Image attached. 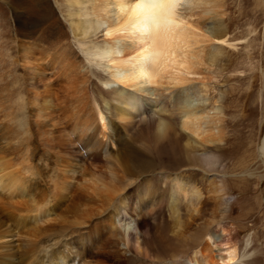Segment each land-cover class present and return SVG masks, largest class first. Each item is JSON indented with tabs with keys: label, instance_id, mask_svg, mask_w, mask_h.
<instances>
[{
	"label": "bare ground",
	"instance_id": "bare-ground-1",
	"mask_svg": "<svg viewBox=\"0 0 264 264\" xmlns=\"http://www.w3.org/2000/svg\"><path fill=\"white\" fill-rule=\"evenodd\" d=\"M135 3L136 0L68 1L75 41L86 47L89 62L107 68L106 76L96 78L104 92L101 103L89 96V82L79 76L80 66L65 56L59 59L62 69L69 72L62 75L65 80L59 70L58 76L49 78L50 82L43 79L41 72L37 73L38 78L36 74L29 80L34 88H59L64 94V106L56 119L60 120L63 113L73 123L72 134L88 150L114 148V157H120L127 176L134 177L130 183H126L125 177L101 185L92 180L89 190L98 195L96 189L100 185L105 207L102 210L108 212L101 228L96 230L101 232L97 240L101 247L94 251L88 246L73 248L71 254L75 257L55 253L59 261L53 264H75L81 256L91 258L83 261H89L87 264H232L239 258V246L219 220L227 213L229 202L226 175L217 172L222 164L217 151L223 156L220 149L225 115L216 106L217 101L210 98V87L228 66L226 62H231L228 54L237 43L222 23L226 16L224 0H191L188 7L183 0L175 6L165 5L164 11L156 13L148 32L143 31L147 13L135 10ZM38 6L43 7L41 3ZM262 6L264 9V0ZM47 7L39 11L42 21L54 13ZM172 7L174 12L169 13ZM99 31L102 44L88 46V36ZM28 55L25 58L29 61L48 57L41 53L36 60L35 55ZM34 94L42 101L38 113L46 114L49 110L47 117L52 116L55 106H47L45 92ZM58 126V122L52 125L53 129ZM153 154L167 155L168 169L173 171L159 172L162 176L157 180L145 175L142 179L143 172L152 167ZM257 156L264 170V142ZM7 171L4 173L0 165V252L9 251L12 239L18 235L14 231L18 226L13 228L12 222L10 228L9 217L4 213L35 211L30 220L40 223L37 226L52 221V206L23 202L25 197L32 201L31 189L21 177ZM76 196L97 204L94 197H85L83 191ZM30 227V231L36 230ZM56 227L37 228L36 235L58 230ZM19 238L22 239L21 234ZM159 251L168 252L170 257L157 255ZM138 255L148 261L142 262ZM245 256L243 250L240 257ZM7 264L20 262L11 259Z\"/></svg>",
	"mask_w": 264,
	"mask_h": 264
},
{
	"label": "rangeland",
	"instance_id": "rangeland-1",
	"mask_svg": "<svg viewBox=\"0 0 264 264\" xmlns=\"http://www.w3.org/2000/svg\"><path fill=\"white\" fill-rule=\"evenodd\" d=\"M68 1L0 0V165L4 173L8 170L21 177L24 185L27 182L33 197L32 201L25 197L23 202L28 205L42 202L52 206V221L47 225L58 227L56 231L46 230L39 236L36 235L37 228H47V225L37 226L40 223L30 220L36 215L35 211L4 213L9 217V226L13 223V228L18 226L17 230L13 229L18 235L12 239L13 246L9 251L0 252V264H7L11 259L20 264H53L59 261L55 257L58 253L64 257H75L71 254L73 248L88 246L93 251L100 248L101 242L97 240L101 232L96 230L101 228L100 223L108 214L107 210H102L105 207L102 206L103 190L100 185L122 177H125L126 183L134 179L127 176L120 157H114V148L107 146L102 150H88L84 142L72 134L73 123L63 113L60 120L56 119L64 106V94L59 92V88L54 85L47 89L42 85L40 88L30 86L29 80L39 72L48 82L52 75H69L59 62L65 56L80 66L79 76L88 80L86 86L91 99L102 102L104 92L96 78L106 76L107 68L89 62L86 47L75 41L70 27ZM40 3L43 7L38 6ZM224 3L226 16L222 23L237 43L228 54L231 62H226L228 66L210 87L211 101H217L216 106L225 115L224 141L220 149L223 156L217 151L218 162L222 161V164L217 172L220 176L226 175L229 202L227 213L219 220L231 231L240 255L243 250L246 252L247 257L239 255L232 264H264V170L257 156L264 142V9L262 0H224ZM46 7L54 13L42 21L39 19L40 12ZM100 31L88 36V46L102 44ZM56 35H63L64 39H57ZM41 53L44 58L48 57L39 61L37 56ZM27 54L35 55L37 61L27 60ZM48 61L52 62L51 66L47 65ZM35 92L41 95L45 92L43 95L48 96L47 106H55L52 116L47 117L49 110L46 114L38 113V105L42 101H38ZM57 122L59 126L53 129L52 125ZM168 158L167 155L153 154L152 167L143 172L142 179L145 175L147 179L157 180L162 176L159 172H172L168 169ZM93 179L100 184L96 189L98 195L89 190ZM81 191L85 197H94L97 204L77 199L76 195ZM17 220L22 223L18 224ZM66 223L70 224L69 227ZM28 224L31 230H36L30 231ZM216 230L220 233V226ZM24 239L25 242H22ZM158 253H162L165 259L170 257L166 254L168 252ZM131 257L137 259L135 255ZM79 258L75 264L89 263H83L88 257ZM138 258L142 262L148 261L140 255Z\"/></svg>",
	"mask_w": 264,
	"mask_h": 264
},
{
	"label": "snow or ice",
	"instance_id": "snow-or-ice-1",
	"mask_svg": "<svg viewBox=\"0 0 264 264\" xmlns=\"http://www.w3.org/2000/svg\"><path fill=\"white\" fill-rule=\"evenodd\" d=\"M180 2L181 0H136L135 10L147 13L144 17L145 24L143 31L148 32L151 30V23L156 20V13L164 11L165 5L175 6ZM190 3L191 0H183L185 7H188ZM168 12H174V7L169 8Z\"/></svg>",
	"mask_w": 264,
	"mask_h": 264
}]
</instances>
